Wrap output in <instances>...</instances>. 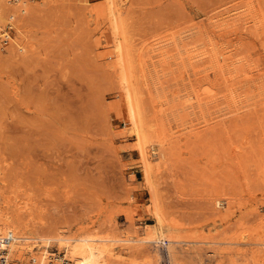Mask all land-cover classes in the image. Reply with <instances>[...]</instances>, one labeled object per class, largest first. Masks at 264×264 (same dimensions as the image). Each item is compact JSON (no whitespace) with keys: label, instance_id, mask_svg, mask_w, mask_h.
Wrapping results in <instances>:
<instances>
[{"label":"rangeland","instance_id":"rangeland-1","mask_svg":"<svg viewBox=\"0 0 264 264\" xmlns=\"http://www.w3.org/2000/svg\"><path fill=\"white\" fill-rule=\"evenodd\" d=\"M40 1L30 15L32 46L0 54V192L24 207L25 220L43 236L82 229L132 237L155 228L156 200L143 179L121 70L109 52V1ZM232 7L246 14L252 9L259 22L233 35L213 30L209 19ZM121 16L144 122L153 121L159 103L174 107L168 123L161 121L175 130L164 145L169 157L151 180L165 235L181 246L176 263L264 264L258 245L264 243V100L258 98L264 89V0H128ZM219 49L235 60L221 74L214 59ZM190 51L210 57L176 60ZM190 93L202 103L192 115L181 105ZM171 120L188 130L179 132ZM192 123L194 132L187 128ZM158 125L148 128L152 136L164 128ZM220 196L224 208L214 205ZM130 245L111 264L155 263L150 248L160 264H169L167 242ZM212 248L227 252L220 256ZM50 251L63 253L54 246Z\"/></svg>","mask_w":264,"mask_h":264},{"label":"bare ground","instance_id":"bare-ground-1","mask_svg":"<svg viewBox=\"0 0 264 264\" xmlns=\"http://www.w3.org/2000/svg\"><path fill=\"white\" fill-rule=\"evenodd\" d=\"M45 1H46L45 3L48 2L47 0H45ZM108 1L110 3V9H109V11L108 10L107 11L109 12L110 18L108 17L109 23L107 24V26H108L109 34L111 37V46H110L111 50L109 52L113 56V60H114V63L116 65V68L118 67L121 70V82L123 84L124 98H125L124 100H125L126 106H127L126 112H127L128 118L130 120L131 126L133 128L132 129L133 131L132 130L131 131L134 133V137L137 141L136 148L138 151L139 159L141 161V169H142L143 179H144L145 184L148 185V186L147 185L146 186L149 187V190L151 189V192H149V194L151 193V195H152V196L150 195L151 202L154 204L155 201L153 202V200H156L155 208L153 209V215H154L156 227L151 228V229L149 226H148V228H142L141 231L139 232V234H137L136 233L137 231H135L137 236L131 235L132 237H130V235L129 236L128 235L122 236V237H121V235H120V237H117L118 235L117 236H112V235L111 236H109V235L103 236V235H100V234L94 233V232L92 234L91 233L90 234H83L82 229L73 235H68L65 232L57 231L55 233L48 234L47 236H43L44 234L43 235L42 234L40 235V233L36 234V230L33 229L34 225L33 226L29 225L28 220L27 219H26L27 221L25 220V216L23 215L24 207H20L12 199L5 200V198L2 195V192H0V234H5L6 232L13 233V241L8 247V254H9L10 260L15 261L19 264H44L46 261H48V259H52V260H56V261L60 260V261H63V263H65V264H111L113 261L116 262L115 260H119V259L121 260V257H123L122 256L123 250L127 251V250L132 249L131 248L132 246L130 244H132L133 246H135L134 244H136V246L134 248L137 249L138 247L141 246V244L152 243V244H154L153 246L155 248V247H158L159 244H164L166 242L169 243V246H167L166 250H165L166 254H167L166 256L168 257V262H169V264H177L176 261L178 259V257H177L178 254H176V253L178 250H179V252H181L180 251L181 246H179L180 248H178V246H176V244H179V240H177V239L174 240V239L167 237L165 235V232H164V228H165L164 222L165 221H164V217H163L164 213L162 216V212H161L162 210L160 211L159 210L160 208L158 209L156 206V205H159V203L157 204V199L159 201V198L157 195V199H155L156 198L155 194H156L157 190L154 191L155 189L153 190V187H152V185H153L152 180L154 179V178L152 179V177L154 176V174H155V177H157L156 175L158 173H160L159 172L160 169L164 168V166H166L165 164H166L167 159L169 157V156L167 157V153H170V151H169L170 149L168 150L167 146H166L167 149L166 150L164 149V145L168 142L166 137L168 138V136L173 135L174 131H175L174 130L172 132V128H173L172 126L173 125H171L170 127H168V128H170V130L168 129L170 134L168 133L167 135L161 136L160 135L161 133H159V134L156 133L157 131H159V129L156 131V127L158 125L157 122H159V125H158L159 128H162V126L165 128V129L162 128L164 130V131H162V133H164V132L166 133V131H168V130H166L165 126L168 123V120L166 119L165 116H169V114L167 112H170L172 110V108H174V107H172L173 104L171 105V108H168V107H165V105H166L165 103L164 104L159 103V105H158L159 106V112L156 113L153 121L151 120V122H149L148 124L144 122L143 114H142V110H141V105H140V102L138 100L137 94L135 93V86H134L133 80L131 78V71H132L131 66H132L133 62L131 61V56H130L131 53H129L130 50L128 48L127 38H126L125 32H124L125 31L124 30L125 29L124 23H123L124 17L122 18V16H121L123 11H124V7H125L128 0H108ZM35 3H36L35 0H0V30L2 31L1 35H0V54L3 52H8V53L10 52L11 54L12 53L14 54L15 52L20 53V52L26 51L30 46H32V44L30 42V35H28V33H30V30L28 28H29V25L31 24L30 23L31 22V16L30 15H32L31 13H33V11L35 9L39 11V9H38L39 7L35 8ZM41 4L44 5V1H42ZM48 4H49V2H48ZM37 5H38V3H37ZM239 9H240L239 7H234V8L232 7V9L225 10L224 12H221L218 15L217 14L214 15L212 18L209 19V21H210L209 24L212 26L211 28H213V30L219 31L221 33H227L228 35L229 34L233 35V33L238 31V30H246L251 23H253V25L254 24L256 25V22H259V21H256V19H258V17L253 18L254 14H251V12L253 11L252 9L249 12L247 11L248 12L247 14L244 11L241 12V10H239ZM250 14H251V16L252 15L253 16L251 17ZM248 15H249V17H247ZM262 23H264V22H262ZM192 27L193 26L190 27L191 30H193L195 28V26L193 29H192ZM198 28H199V26H198ZM197 30L200 33V31H199L200 28L196 29L195 31L197 32ZM190 32H192V31H190ZM196 32H193V33H196ZM12 33L14 35H12ZM165 37H167V36H165ZM187 37H189V35ZM173 41H174V38H173ZM171 43H173V42H171ZM175 44H176V42H175ZM145 46H146V44H145ZM149 46H151V45H147L148 48H149ZM154 47H157V46H154ZM159 47L160 46H158V48ZM228 47L229 46H227L226 49H228ZM137 48H139V47L137 46ZM142 49H143V47H142ZM156 49L157 48H153V49H151V51L146 50L147 52L144 50L143 51L149 55L148 52H150V53H152L153 51L155 52V51H157ZM229 49H230V47H229ZM161 51H162V49H161ZM161 51H160V53H159V51L157 52L160 54L159 56L161 57V58L158 57L159 60L158 59L157 60L160 61L162 64H165L166 60H165V58L162 57ZM164 51H165V49H164ZM134 52H136V51H134ZM190 52H188V54L186 53L187 55L183 56V58H182V56H179L180 55V53H179V55H178L179 58H176V60L180 59L182 62H184L186 60L191 61V60L196 59L198 57L200 58L201 55L203 54L202 53L200 55V53H199V54L195 55V54H193L194 52H192V51H190ZM215 52H216L215 57L214 56H212V57H214V59L217 61L218 64L221 63L220 66L217 64L219 68L215 67L219 70V72L223 71V69H225L226 66L229 67V66H232L234 64L235 60L232 58V54L228 55L229 51H228V53H226L227 51L224 52L223 50L215 51ZM163 53H165V52H163ZM205 53H208V52L206 51ZM225 54H227V55H225ZM165 55H167V53ZM203 55L204 56H202V57H206L205 56L206 54H203ZM202 57H201V59H204ZM207 57L209 58L210 56H207ZM151 59H152V55H151ZM139 60H140V57H139ZM152 61H153V59H152ZM154 63H156V61ZM181 64H183V63H181ZM183 65H185V64H183ZM165 66H166V64H165ZM212 68H210V69H212ZM215 68H213V71H215ZM193 73L196 76L199 73V71L195 70V71H193ZM221 73L222 72H220V74ZM261 77H262V75H261ZM247 80H248V84L261 83V81H259V80L257 82L255 80H252V81L250 79H247ZM234 83L232 85H235ZM262 87H264V86H262ZM206 93H208V92H206ZM192 94L191 93L188 94L186 96V98H184L185 101L181 104L185 110L190 109L188 112L191 113V115L193 112H196L195 109H197V107L200 108V106H201L200 104H202L201 100H199V98H200L198 96L199 94H196V95H195V93H194V95H192ZM209 94H207V95H209ZM212 96L215 97V95L210 94L208 99L214 98ZM206 98H207V96H206ZM258 98H260L259 101L264 100V89L260 90V92L258 93ZM211 100H213V99H211ZM202 101H203V99H202ZM171 102H173V101L171 100ZM205 103H204V105H205ZM169 107H170V105H169ZM227 107H228V105H227ZM154 108H157V106ZM226 108H224V110ZM168 109H170V110H168ZM231 109L229 108V110H231ZM199 110H197V111H199ZM233 110H232V112H233ZM199 112H201V110ZM171 114H173V113H171ZM169 117H167V118L169 119ZM224 119H225V117H224ZM164 120H167L165 126H164V123L161 122ZM171 121H173V120H171ZM152 122H153V124H152ZM179 122L178 123H176V121L174 122V123H176V126L174 125L175 128L183 125V123H184V122L182 123V121H179ZM155 125H156V127L154 128V131H156L155 132L156 135L154 134V136H152L153 135V132H152L153 128L152 127H154ZM190 125H191V123H190ZM190 125L189 126L187 125V128H189V131L193 128V123H192V126H190ZM194 125H196V124H194ZM167 126H169V124ZM148 128H152V129H148ZM147 129L150 130V131H148V134L146 132ZM184 129H186L185 126L183 129L179 127V129L177 128L176 130L181 132ZM161 130L159 132H161ZM186 130H188V129H186ZM192 130L194 132V129H192ZM189 131H187V132H189ZM132 132H131V134H132ZM179 132H178V134H179ZM185 132H183V133H185ZM149 133H152V134H150L151 136L149 135ZM146 134L149 135L150 137H148ZM166 151H168V152H166ZM149 152L151 153L150 155H149ZM221 197L222 196H220L219 198H215V199L213 198L215 207L224 208L226 201H225V198H221ZM227 203H228V201H227ZM228 206H229V204H228ZM29 223H31V222H29ZM133 236H135V237H133ZM182 243H184V242H182ZM243 243L246 244V242H242V241H227L224 244L235 245V244H243ZM115 244H119L118 246L123 247V248L117 249ZM171 244H173V245L175 244V247L172 246ZM212 244H220V243L218 241H215V242H212ZM258 245L260 246V248L262 250H264V243L261 242V243H258ZM53 246L56 247L58 249V251L61 250L63 252V255L59 254L56 251H54V252L50 251V248ZM153 246H152V248H153ZM150 249L147 250V252L149 251L148 254H150V256L152 255V259L154 260L155 263L151 262L149 264H160L159 260H160L161 256L159 255L158 251L155 249H154L155 251L150 250ZM215 249L212 248V250H210L209 252L213 253V254L217 252V254H220V256H223L227 252L226 251L227 249H223L222 252L218 253V251ZM129 257H130V255H129Z\"/></svg>","mask_w":264,"mask_h":264},{"label":"built area","instance_id":"built-area-1","mask_svg":"<svg viewBox=\"0 0 264 264\" xmlns=\"http://www.w3.org/2000/svg\"><path fill=\"white\" fill-rule=\"evenodd\" d=\"M0 30V35H1ZM13 241V233L6 232L5 234H0V264H13V261L9 259L8 247ZM63 255V253H62ZM52 259H48L44 264H53ZM57 264H65L63 261L57 260Z\"/></svg>","mask_w":264,"mask_h":264}]
</instances>
